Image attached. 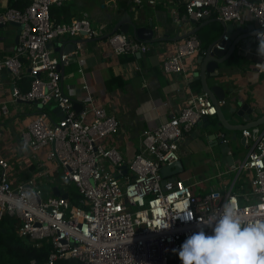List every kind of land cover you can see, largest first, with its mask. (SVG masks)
<instances>
[{
    "label": "built area",
    "instance_id": "2783aa9c",
    "mask_svg": "<svg viewBox=\"0 0 264 264\" xmlns=\"http://www.w3.org/2000/svg\"><path fill=\"white\" fill-rule=\"evenodd\" d=\"M4 1L0 25L20 23L13 53L0 55V71L8 70L14 79L12 99L42 107L56 103L64 113L54 121L42 109L20 134L28 148H49L48 159L57 163L51 181L59 179L68 197L44 190L35 177L14 184L10 161L0 155V221L6 216L14 217L20 237L29 238L37 247L43 243L51 246L47 261L32 260L30 264H56L59 259L71 258L78 264H182L178 257L182 243L201 229L211 235L206 224L221 214L225 202L232 201L237 206L245 223L264 221V131L238 165L253 171L252 200L242 201L239 194L220 189L199 194L184 179L165 181L161 168L180 158L179 145L184 136L204 116L217 115L209 94H191L188 105L177 114L146 130L143 149L127 160L105 142L120 129L116 114L93 104L81 113L75 109L59 68L70 61V54L57 55L50 46L64 36L92 39L103 36L102 32L87 13L69 22L52 20V6L67 0H29L24 9L14 6L18 0ZM131 1L143 6L156 5L161 0ZM167 1L178 3L177 21L218 18L236 23L244 21L248 14L256 23L258 43V34L264 33V0ZM224 39L228 40V35ZM107 40L118 55L146 53L151 48V42L120 31L107 35ZM204 51L201 39L193 34L177 44L175 52L163 61L162 69L166 73L184 72L185 59ZM254 56L264 63L257 49ZM26 76L31 88L22 91L18 83ZM2 110L7 113L8 106L4 104ZM243 134L253 136L247 129ZM125 167L127 172L123 173ZM73 185L80 196L78 200L71 193ZM188 213L192 219L185 220Z\"/></svg>",
    "mask_w": 264,
    "mask_h": 264
},
{
    "label": "crops",
    "instance_id": "0c3cea01",
    "mask_svg": "<svg viewBox=\"0 0 264 264\" xmlns=\"http://www.w3.org/2000/svg\"><path fill=\"white\" fill-rule=\"evenodd\" d=\"M4 2L0 0V7ZM177 9V2L167 0H161L156 5L145 3L143 6L131 0H67L55 6L59 21L69 22L87 13L92 24L103 34L92 39L64 36L51 42L50 46L57 55L70 54V61L63 64L61 71L65 92L73 99L74 105H80L79 110L75 109L81 113L89 110L93 104L116 114L120 129L109 135L105 142L116 147L127 160L143 149V133L146 130L156 128L177 114L188 105L191 94L204 92L200 79L201 53L187 57L186 69L181 73H166L162 63L175 52L177 44L189 36L178 40L177 37L186 36L198 29L195 35H204L207 46L222 34L224 27L220 21L216 27L210 25L212 21L201 25L205 19L177 21ZM180 11H183L182 7ZM126 12L141 25L149 27L152 22L154 29L150 50L140 57L135 54L131 61H126L123 54H116L107 40L114 24ZM245 16L244 21L235 23L231 33L237 42L233 57L220 69L218 78H207L210 85L218 81L225 90L227 102L221 105L227 119L234 124L235 115L231 107H240L243 103H248L254 109L252 115L255 120L264 117V63L254 56L259 43L250 33L256 23L248 14ZM241 28H248L249 31H242ZM0 35V55L12 54L17 44L19 27L12 26L5 37ZM72 38L80 40L78 49L66 52L62 48ZM13 83V76L8 70L0 71V155L10 161V178L14 184L35 177L44 189L48 188L46 191L54 193L53 188L62 185L59 179L51 181L57 163L48 159L49 148L34 150L26 147L20 133L42 109L54 121L60 119L59 111H55L57 104L41 108L37 103L14 101ZM4 104L8 106L7 113L2 110ZM87 117L91 119V111ZM209 118L213 123L218 121L217 115ZM237 118L242 122V118ZM206 124L201 121L181 140L179 155L184 170L176 177L191 183L194 191L199 194L220 189L239 194L242 201L252 200L250 192L253 171L240 169L238 165L248 157L255 140L263 133L264 126L251 129L253 136L247 139L245 146L240 141L244 136L243 131L239 133L233 146L241 147L242 150L239 154L233 152L234 163L230 164L231 156L223 160L216 145L217 140L207 130ZM217 131L218 137L226 132L233 135L227 129Z\"/></svg>",
    "mask_w": 264,
    "mask_h": 264
},
{
    "label": "water",
    "instance_id": "95a60500",
    "mask_svg": "<svg viewBox=\"0 0 264 264\" xmlns=\"http://www.w3.org/2000/svg\"><path fill=\"white\" fill-rule=\"evenodd\" d=\"M213 20H218L223 24L224 31L221 35L214 38V40L205 47V51L199 55V62L201 63V73H200V79L202 81L203 90L204 92L208 93L212 101L217 107V116L218 121L216 123H213L209 116H204L202 121L207 122L205 127L207 130L211 131L210 134L214 136V139L217 140L216 145H218V148L220 152L223 155V160L226 159L228 156L231 158L229 161L230 164L234 163V153L239 154L242 150L241 147H234L233 141L237 140L239 138V133L241 131H244L245 129L251 130L255 127L264 126V117H261L257 120L253 117V108L248 103H243L240 105V107H231V111L234 113L235 118L234 121L236 122L231 123L229 119H227L224 108L220 104V102H227L226 100V92L221 87L219 82L217 81L215 84L210 85L207 78L209 76H212L214 78H218L219 71L222 67H224V64L233 57L234 50L237 46L236 39L232 36V31L234 30L236 24L234 22H225L222 20H219L218 18H206L205 21L201 25L208 24L209 22ZM10 25L20 27V23L18 22H11ZM4 27L3 25H0V28ZM242 31L248 32L249 29L241 28ZM123 32L128 33L130 35H133L134 37L146 41V42H153L154 41V29H153V23L150 22V26L141 25L139 21L133 19L128 12L124 13L121 18L114 24V28L112 33L114 32ZM198 31L196 29L195 31H192L188 33L186 36L177 37L178 39L185 38L187 36H190L191 34H195ZM256 27L252 29V33L250 35L255 36L256 34ZM20 32V29H19ZM224 35H228V40L224 39ZM19 35L16 38V41L18 42ZM68 45L65 44L62 48L66 52L74 51L78 49L80 40L76 38H72L68 41ZM52 43H50L51 45ZM224 48H221V47ZM138 57L142 55L141 52L136 53ZM59 68L63 70L64 65L60 64ZM234 101V99H231ZM239 103V102H238ZM80 105L78 103H75V108L79 110ZM42 108V105H40ZM55 111H59L60 116L63 117V111L62 108L57 105L55 108ZM237 117L242 118V122H240V119ZM227 129L228 131H232L233 135L228 134L227 132L224 133L221 136H217L218 131L217 130ZM247 137L244 135L240 138L241 144L246 145ZM230 153V154H228ZM184 170V165L182 160L179 158L177 161L173 162L172 164L165 165L161 168V174L164 178V180L169 179H177V175L180 174ZM127 172V167L124 168L123 173ZM54 194L56 195H63L65 197H68V193L65 191L64 187H54L53 188ZM1 233V229H0Z\"/></svg>",
    "mask_w": 264,
    "mask_h": 264
},
{
    "label": "clouds",
    "instance_id": "9594fccd",
    "mask_svg": "<svg viewBox=\"0 0 264 264\" xmlns=\"http://www.w3.org/2000/svg\"><path fill=\"white\" fill-rule=\"evenodd\" d=\"M258 38L257 55L264 57V33H259ZM184 219H192L191 214ZM206 225L211 235L201 229L180 246L178 257L182 264H264V221L245 223L237 206L228 201L221 214Z\"/></svg>",
    "mask_w": 264,
    "mask_h": 264
},
{
    "label": "trees",
    "instance_id": "16d2710c",
    "mask_svg": "<svg viewBox=\"0 0 264 264\" xmlns=\"http://www.w3.org/2000/svg\"><path fill=\"white\" fill-rule=\"evenodd\" d=\"M29 3V0H18L14 2V6L24 9ZM55 5L51 8V18L54 21H59L55 14ZM64 22V21H60ZM218 20H214L210 25L216 27ZM201 39L202 47H206V39L202 34H198ZM126 61H131L135 58V54H123ZM23 84L24 87L22 86ZM20 88L22 91H28L31 88V80L23 77L20 81ZM76 199H79V195L75 194ZM18 221L14 217L6 216L0 221V247L6 251L8 256V263L10 264H30L32 260L45 262L49 259L51 253V246L47 243H43L42 246L37 247L34 241L29 238H22L17 233ZM56 264H78L76 259H59Z\"/></svg>",
    "mask_w": 264,
    "mask_h": 264
},
{
    "label": "rangeland",
    "instance_id": "374dc122",
    "mask_svg": "<svg viewBox=\"0 0 264 264\" xmlns=\"http://www.w3.org/2000/svg\"><path fill=\"white\" fill-rule=\"evenodd\" d=\"M11 29H12V26L10 24H8V25L0 28V34H2L5 37V36H7L8 31ZM47 106L50 107L49 105H47ZM46 189L48 190V188H46ZM46 189H44V190H46ZM71 190H72L71 191L72 194L76 193L77 189H76L75 185L72 186ZM74 199H76V197ZM0 264H10V263H8V256L6 255V251L2 250L1 247H0Z\"/></svg>",
    "mask_w": 264,
    "mask_h": 264
}]
</instances>
